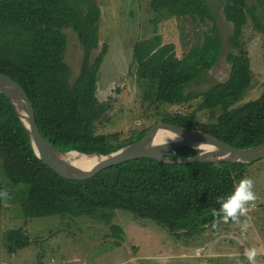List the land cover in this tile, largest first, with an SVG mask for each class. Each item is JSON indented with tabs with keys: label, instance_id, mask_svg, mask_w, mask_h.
I'll list each match as a JSON object with an SVG mask.
<instances>
[{
	"label": "trees",
	"instance_id": "1",
	"mask_svg": "<svg viewBox=\"0 0 264 264\" xmlns=\"http://www.w3.org/2000/svg\"><path fill=\"white\" fill-rule=\"evenodd\" d=\"M148 2L150 11L161 15L159 21L191 20L194 28L205 29L203 38H198L182 59L171 62L152 56L138 66L136 76L143 102L158 110L159 106H182L201 99L199 111L221 109V114L202 125L200 131L237 149L263 144L264 83L260 98L232 107L254 79L250 65L245 63L248 51L243 36L248 18L264 32V23L249 10L247 0H223L221 16L231 27L226 40L218 15L205 0ZM101 17L97 0H0V73L27 92L41 135L61 152L107 155L140 141L152 128L125 139L120 133L98 134V126L109 113V106L100 103L97 96L100 70L109 52L108 44L99 49ZM67 31L76 36L83 51L74 82L65 61ZM225 46L229 50L228 78L202 95L187 93V86L214 69ZM197 118L193 111L167 115L161 122L195 129ZM176 152L185 158L197 155L190 147ZM251 164H167L140 158L107 168L86 181H70L36 155L12 102L0 94V189H4L2 174L10 186H27L23 193L18 190L25 223L5 232L10 254L32 245L25 231L27 222L48 216L99 221L109 227L120 246L124 231L114 223L117 210L150 220L176 237L194 239L221 222L211 215V209L219 207L216 198L230 195L234 184L247 177ZM3 204L0 201V208Z\"/></svg>",
	"mask_w": 264,
	"mask_h": 264
},
{
	"label": "rangeland",
	"instance_id": "2",
	"mask_svg": "<svg viewBox=\"0 0 264 264\" xmlns=\"http://www.w3.org/2000/svg\"><path fill=\"white\" fill-rule=\"evenodd\" d=\"M97 1L102 10L99 49L103 44L109 45L100 70L97 92L99 102L109 106V113L106 121L98 126V134L120 133L125 139L144 128L162 123L161 119L167 115H188L193 111L198 117L194 128L200 130L202 125L221 114V109L199 111L201 99L182 106L150 109L143 102L140 80L136 76L138 66L149 57L171 62L185 57L199 41L198 38H203L205 28H194L191 20L173 18L159 21L161 15L150 11L148 0ZM205 2L218 15L226 40L231 27L221 16L223 0ZM247 5L250 11L256 12L259 23H264V0H247ZM67 34L69 48L65 61L71 68V81L74 82L81 69L83 51L76 36L69 31ZM243 42L248 51L245 63L250 65L254 79L240 101L232 105L233 108L257 100L263 92L264 32L255 26L251 17L245 27ZM228 53L225 46L214 69L187 86L186 92L202 95L224 82L230 71ZM247 177L254 180L258 199L255 206L250 205L247 217L250 226L244 234L241 233V225L221 221L188 240L171 235L150 220L117 210L114 223L124 231L120 246L115 244L118 240L112 237L109 227L99 221L88 217L48 216L27 222L25 231L32 245L10 254L5 232L25 223L18 190L23 193L27 186H10L2 174L3 188L9 191L11 198L0 208V264H247L243 253L249 247L259 250L257 264H264V159L248 166Z\"/></svg>",
	"mask_w": 264,
	"mask_h": 264
},
{
	"label": "water",
	"instance_id": "3",
	"mask_svg": "<svg viewBox=\"0 0 264 264\" xmlns=\"http://www.w3.org/2000/svg\"><path fill=\"white\" fill-rule=\"evenodd\" d=\"M0 94L12 102L16 114L30 138L36 155L55 173L70 181H86L107 168L140 158H151L167 164H189L194 162L251 164L264 159V143L248 149H237L203 131L168 123L154 125L140 141L107 155L85 154L75 150L61 152L41 135L37 126L35 110L27 92L20 84L2 73H0ZM170 131L177 133L180 138L176 141H168L163 145L168 138L162 140H158V138L160 136H170ZM206 140L219 148L216 151L210 146H204L200 150L212 153L210 158H200L198 155L185 158L179 156L176 152L182 147L196 149L197 145L206 142ZM172 156L177 157V159H173ZM68 157L95 160L97 163L92 169L87 170L69 161Z\"/></svg>",
	"mask_w": 264,
	"mask_h": 264
},
{
	"label": "clouds",
	"instance_id": "4",
	"mask_svg": "<svg viewBox=\"0 0 264 264\" xmlns=\"http://www.w3.org/2000/svg\"><path fill=\"white\" fill-rule=\"evenodd\" d=\"M170 133V138L166 139L163 145L168 141H176L180 138L177 133L173 131H170ZM204 146H210L216 151L219 150L215 144L206 140V142L196 146L195 150L200 158H210L212 155V153L200 151ZM254 187L255 182L253 179L249 177L241 178L238 183L234 184V190L230 195L216 198V203L219 207L211 209V215L223 223L231 222L241 225V233H246L250 226V221L247 219L250 205L255 206V202L258 199ZM10 198L9 191L6 188L0 189V201L7 202ZM242 217L245 219L241 220ZM258 254L259 250L256 247L246 248L243 253L247 264H257Z\"/></svg>",
	"mask_w": 264,
	"mask_h": 264
},
{
	"label": "bare ground",
	"instance_id": "5",
	"mask_svg": "<svg viewBox=\"0 0 264 264\" xmlns=\"http://www.w3.org/2000/svg\"><path fill=\"white\" fill-rule=\"evenodd\" d=\"M170 138V136L162 137L160 136L158 140ZM69 158V157H68ZM69 161L73 162L75 165L79 166L80 168H85L87 170H90L94 167V165L97 163L95 160H89V159H78L75 157H70Z\"/></svg>",
	"mask_w": 264,
	"mask_h": 264
}]
</instances>
